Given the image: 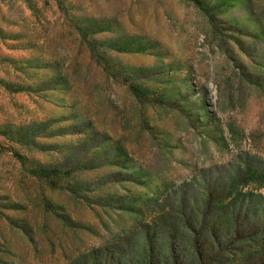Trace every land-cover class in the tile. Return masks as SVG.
<instances>
[{
  "label": "rangeland",
  "instance_id": "rangeland-1",
  "mask_svg": "<svg viewBox=\"0 0 264 264\" xmlns=\"http://www.w3.org/2000/svg\"><path fill=\"white\" fill-rule=\"evenodd\" d=\"M198 1L0 0V264L264 258V0Z\"/></svg>",
  "mask_w": 264,
  "mask_h": 264
},
{
  "label": "trees",
  "instance_id": "trees-1",
  "mask_svg": "<svg viewBox=\"0 0 264 264\" xmlns=\"http://www.w3.org/2000/svg\"><path fill=\"white\" fill-rule=\"evenodd\" d=\"M189 1L194 2L197 5L200 4L198 0H189ZM30 173L34 177L43 178V179H53V178L59 177L61 175V172L59 170H57V169H47V168L30 170ZM216 208H217V206H216ZM242 211H243V209H240V206L239 207L238 206H234V211L232 213H230L229 224L230 223L231 224L228 226V231L232 232L233 235L240 234V228L243 227L244 223L249 220V218L246 217V216H248L247 212H246L247 214L245 213L244 216L242 217V215H241ZM244 211H246V210H244ZM257 220L258 219H256V222H257ZM215 226L217 228H219V230H217L218 234L221 233L218 221L215 222ZM262 246L260 247V250L263 248ZM208 247H210V246H208ZM152 249L153 248L151 247V250ZM153 254L159 255V254H161V251H157V252L156 251L155 252L151 251V253H149V255H148V258H151ZM202 255L203 254L199 250V256L197 258L198 260H197L196 264H205L206 261H205L204 256H202ZM119 262L116 263V264H123V263H121V262L119 263ZM143 263L144 264H153V260H150L149 262L148 261H144ZM124 264H127V263H124ZM255 264H264V258L258 259V261H256Z\"/></svg>",
  "mask_w": 264,
  "mask_h": 264
}]
</instances>
